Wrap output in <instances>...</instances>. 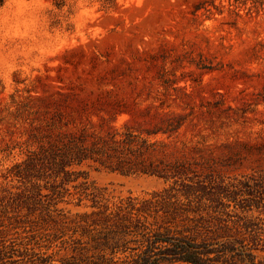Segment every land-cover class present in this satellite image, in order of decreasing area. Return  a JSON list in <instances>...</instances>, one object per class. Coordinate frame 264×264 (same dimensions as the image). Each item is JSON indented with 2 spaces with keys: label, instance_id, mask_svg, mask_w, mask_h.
Returning <instances> with one entry per match:
<instances>
[{
  "label": "rangeland",
  "instance_id": "374dc122",
  "mask_svg": "<svg viewBox=\"0 0 264 264\" xmlns=\"http://www.w3.org/2000/svg\"><path fill=\"white\" fill-rule=\"evenodd\" d=\"M159 116L183 123L169 141L203 175L264 179V0H0V263L85 264L91 255L72 252L48 200L33 204L32 182L17 174L37 149L31 135L99 121L141 131ZM79 169L109 203L170 184ZM76 203L65 197L57 209L83 211ZM243 213L251 227L239 221L217 240L245 239L264 264V205Z\"/></svg>",
  "mask_w": 264,
  "mask_h": 264
},
{
  "label": "trees",
  "instance_id": "16d2710c",
  "mask_svg": "<svg viewBox=\"0 0 264 264\" xmlns=\"http://www.w3.org/2000/svg\"><path fill=\"white\" fill-rule=\"evenodd\" d=\"M173 120L159 116L161 125L141 131L103 121L73 130L65 124L54 135L29 137L37 149L15 165L17 174L32 182L33 204L48 200L47 212L57 213L53 223L71 233L72 252L91 253L85 264H260L256 248L245 239L217 238L228 237L239 221L245 230L251 227L243 212L264 205V179L225 184L203 175L196 163L176 155L169 139L183 123ZM83 164L128 176H156L170 184L147 197L130 195L109 203L105 190L79 169ZM42 188L50 194L43 195ZM65 197L76 199L84 210L72 215L57 209ZM71 259L62 264H80ZM49 261L40 259L41 264Z\"/></svg>",
  "mask_w": 264,
  "mask_h": 264
}]
</instances>
